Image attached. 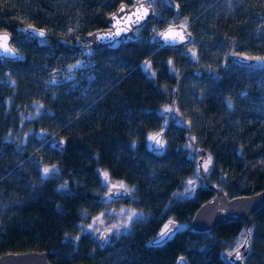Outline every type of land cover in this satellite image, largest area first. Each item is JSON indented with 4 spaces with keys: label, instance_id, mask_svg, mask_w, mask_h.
I'll return each instance as SVG.
<instances>
[{
    "label": "trees",
    "instance_id": "1",
    "mask_svg": "<svg viewBox=\"0 0 264 264\" xmlns=\"http://www.w3.org/2000/svg\"><path fill=\"white\" fill-rule=\"evenodd\" d=\"M174 2L178 12L168 0H152L156 16L135 38L91 50L86 36L131 0H0V31L11 33L23 56L0 59V256L45 251L51 264H177L181 257L228 264L225 255L244 237V264H264V207L208 232L190 227L216 195L210 184L229 197L264 189V67L232 59L264 58L256 26L264 0ZM180 22L193 34L191 47H161L156 35ZM165 117L167 146L154 152L150 136ZM28 130L47 135L25 141ZM186 145L203 162L211 158L205 178ZM41 165L53 167L49 177ZM104 176L133 187L134 206L146 217L132 234L102 245L79 225L105 208ZM169 222L184 227L151 245Z\"/></svg>",
    "mask_w": 264,
    "mask_h": 264
},
{
    "label": "water",
    "instance_id": "2",
    "mask_svg": "<svg viewBox=\"0 0 264 264\" xmlns=\"http://www.w3.org/2000/svg\"><path fill=\"white\" fill-rule=\"evenodd\" d=\"M132 4L123 3L111 14L105 23V27L98 29L86 36L87 47L91 50H100L106 47H116L122 40L136 37V30L146 23L153 20L156 16L152 5V0H131ZM169 5L178 12V6L174 0H168ZM26 32L33 37L44 40L48 34L46 31L38 28L28 27ZM43 32L41 36L39 33ZM156 39L163 48L180 49L189 45L193 41V34L188 27L182 24L172 25L165 28ZM0 59L2 60H22V54L12 44V35L8 31H0ZM232 59L240 64L251 65L255 62L253 58L242 54L232 55ZM163 133L158 134L157 140H162ZM162 144V143H161ZM57 147H63V143L56 144ZM152 151H161L156 140L152 144ZM203 161H199L200 174L203 178L206 174L201 171ZM210 169V167H209ZM209 188L217 192L210 200L200 206L195 212L191 229L194 232H208L217 226L231 222L249 220L251 216L264 207V189L252 194L237 197H229L225 193H218V188L210 184ZM130 191L126 185L120 183L111 189L110 196L113 199H128ZM175 231L171 225L165 231ZM163 231V232H165ZM107 234L103 233L99 239L100 244H104ZM160 234L151 240V245H160L158 242ZM239 251L240 259H236V252ZM248 254V241L246 240L240 247L227 253L225 261L228 264H244L245 257ZM0 264H51L48 260V253L43 251H29L24 253H7L0 256ZM93 264V263H80ZM177 264H187L184 258H180Z\"/></svg>",
    "mask_w": 264,
    "mask_h": 264
},
{
    "label": "rangeland",
    "instance_id": "3",
    "mask_svg": "<svg viewBox=\"0 0 264 264\" xmlns=\"http://www.w3.org/2000/svg\"><path fill=\"white\" fill-rule=\"evenodd\" d=\"M261 17H263V19L260 21V23L256 24V26H257V30L261 29V33L259 34V36L261 38H264V16H261ZM179 24L185 25L186 27L189 28V25L185 22H180ZM188 46L191 47V44H189ZM253 58L256 62L254 67H257V68L264 67V59L258 60L256 57H253ZM168 66H169L170 71L172 72L176 71L171 61L168 62ZM39 108L40 109L43 108V105H39ZM176 114H177L176 118H177L178 123L183 124L184 120L182 119V117H180L178 113H175V115ZM165 118L166 120H165L164 127L161 128L159 131L151 134L150 136V137H153V136L157 137L158 134L163 133L162 140H161V143L163 145V150L166 148L167 142H168L166 139V130H165L167 123H168V118L167 117ZM46 135H47V132L45 130H40L38 132L28 130L26 134L23 135V138L25 141H27V138H29L30 136H34L37 139H43L46 137ZM154 141L155 140L150 139L151 146L154 143ZM185 148L188 150H191L190 156L194 158L196 162L199 163L200 159L202 158L195 157L197 155L196 152L198 149H196L194 152L193 147H191L190 149V145H186ZM206 162L202 163L201 171H203L207 176V174L209 173V170L205 171ZM209 167L211 168V166ZM44 168L49 169V173L47 174V176H45L44 174V171H43ZM197 168H199L200 170V167H197ZM207 168H208V164H207ZM52 170H53V167L46 166V165H41L39 168L40 174L43 178L49 177ZM104 180H105L104 187L106 190V193L104 195L105 208L98 215L94 216L92 219H88L80 223L79 230L81 234H89L93 236L94 238H96L97 240L101 238L103 233H106L107 237L105 241H108L110 237H121V236H127V235L132 234L134 226L138 224L140 221L144 220L146 216L143 211H141L140 209L134 206V201H136V197L133 195L135 191L133 187L128 188L131 195L127 201H124L123 199H113L110 196L111 189L116 186H119L120 182H110L109 179L105 176H104ZM199 184L200 182L196 180L194 182L193 188L195 189ZM218 193H220V191ZM78 237L79 235H76V236H73L72 239L76 241ZM244 240H245L244 237L238 238L235 248L240 247L243 244Z\"/></svg>",
    "mask_w": 264,
    "mask_h": 264
},
{
    "label": "snow or ice",
    "instance_id": "4",
    "mask_svg": "<svg viewBox=\"0 0 264 264\" xmlns=\"http://www.w3.org/2000/svg\"><path fill=\"white\" fill-rule=\"evenodd\" d=\"M39 34H40L41 36L44 35L43 32H40ZM257 59L260 60V59H264V58H257ZM229 107H231L230 104H229ZM165 111H170V110H169V109H165ZM150 139H152V140H156L157 145H159L161 148L163 147V145L160 143L159 140H157V138H156L155 136L150 137ZM210 162H211V158L209 157V160L205 163V171L208 170V168H207V164L210 163ZM43 171H44L45 176H47V174L49 173V169H48V168H44ZM105 175H106V174H105ZM192 183H193L192 181H188V184H189V185H192ZM166 228H167V226H166ZM176 230H178V229H176ZM171 235H172V231H171V230H168V231L162 232V233L160 234V237L158 238V242H159V243L164 242L165 240H167L168 238H170ZM236 259H240V253H239V251L236 252Z\"/></svg>",
    "mask_w": 264,
    "mask_h": 264
},
{
    "label": "bare ground",
    "instance_id": "5",
    "mask_svg": "<svg viewBox=\"0 0 264 264\" xmlns=\"http://www.w3.org/2000/svg\"><path fill=\"white\" fill-rule=\"evenodd\" d=\"M95 31H96V30H95ZM93 32H94V31H93ZM253 59H254V58H253ZM58 143H62V142H58ZM58 143H57V144H58ZM157 152H160V151H157ZM208 168H209V167H208ZM210 169H211V168H210ZM210 169H208V170H210ZM120 183H122V182H120ZM123 184H124V183H123ZM124 185H125V184H124ZM166 225H167V228L170 227L171 225H173V226L175 227V231L172 233V235L175 234L178 230L183 229V227H184L183 225L175 224L174 222H169V223L166 224ZM190 227H191V224H190ZM167 228H166V226H165V227L163 228V230L161 231V233H162L163 231H165ZM176 229H178V230H176ZM191 230H192V229H191ZM192 231H193V230H192ZM161 233H160V234H161ZM172 235H171V236H172ZM171 236H170V237H171ZM168 239H170V238H168ZM168 239H167V240H168ZM167 240H166V241H167ZM166 241H165V242H166ZM106 242H107V241H105L104 244H105ZM181 258H184V257H181ZM179 259H180V258H179ZM184 259H185V258H184ZM185 260H186V259H185ZM186 262H187V261H186Z\"/></svg>",
    "mask_w": 264,
    "mask_h": 264
}]
</instances>
